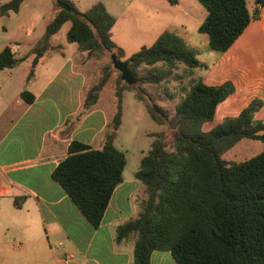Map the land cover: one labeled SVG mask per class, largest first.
Here are the masks:
<instances>
[{"label": "trees", "instance_id": "trees-1", "mask_svg": "<svg viewBox=\"0 0 264 264\" xmlns=\"http://www.w3.org/2000/svg\"><path fill=\"white\" fill-rule=\"evenodd\" d=\"M24 1L9 0L1 4L0 13L18 12ZM198 1L207 9L198 30L208 35L209 47L219 52L226 51L257 16V10L250 12L246 0ZM257 2L264 5V0ZM54 4L42 37L31 49L35 56L28 78L52 49L50 38L66 22H70L66 39L76 42L87 58L105 52L116 53L119 59L124 56V50L112 39L116 17L103 2L85 11L73 0H54ZM19 60L9 45L0 51V69L13 68ZM124 61L137 83H159L166 73L153 67L140 74L142 66L160 62L168 72L182 63L188 76L202 66L195 51L174 30H165L152 45L143 46ZM113 70L117 69L108 63L98 81L87 87L85 110L96 104ZM137 83L128 84L118 71L114 109L102 145L72 140L66 157L52 172L53 179L98 226L115 188L123 181L127 164L125 153L115 146L122 124V94L126 89L136 90L151 118L166 125L173 141L168 144L166 130L155 133L135 172L142 185L140 211L116 228L117 242L135 236L133 264H150L156 249L171 251L177 264H264V150L240 161L223 158V153L242 139L264 142V121L255 117L262 100L254 98L238 115L226 116L213 128L203 130V124L214 119L218 105L235 91L232 81L209 85L202 77L192 78L172 114L150 95L146 98ZM21 97L34 100V94L26 89Z\"/></svg>", "mask_w": 264, "mask_h": 264}, {"label": "crops", "instance_id": "crops-1", "mask_svg": "<svg viewBox=\"0 0 264 264\" xmlns=\"http://www.w3.org/2000/svg\"><path fill=\"white\" fill-rule=\"evenodd\" d=\"M246 1L257 16L210 68L201 62L204 70L199 75L205 83L230 80L235 85V91L217 107L219 122L229 114L238 115L254 98L263 102L255 117L264 121V5ZM117 2L122 14L115 16L112 39L117 31L127 36L124 43L134 47L152 45L165 30L180 35L198 10L193 0ZM50 9L53 12L54 6ZM43 15L36 13L34 18L40 20ZM52 37V49L35 65L32 77L28 78L35 56L31 49L41 37L22 54L15 47L28 38L15 40V47L8 44L20 60L13 68L0 69V264H62L66 252L74 255V264H133L135 236L117 242L116 228L138 215L141 182L123 175L102 221L94 226L52 177L72 140L102 145L113 113L112 98L107 101L103 91L96 104L83 108L85 91L93 81L86 52L66 50ZM115 43L123 47L125 57L131 53L121 40ZM78 54L86 58L79 61ZM23 89L34 94L32 102L21 97ZM150 264L177 261L171 251L156 249Z\"/></svg>", "mask_w": 264, "mask_h": 264}, {"label": "rangeland", "instance_id": "rangeland-1", "mask_svg": "<svg viewBox=\"0 0 264 264\" xmlns=\"http://www.w3.org/2000/svg\"><path fill=\"white\" fill-rule=\"evenodd\" d=\"M9 0H0L1 4L8 2ZM104 2L107 5L108 11L119 17L122 14L121 8L118 7L117 0H75L76 6L79 10L85 11L90 6L97 2ZM198 6V10L195 13V18L188 21L187 28L183 31H179L180 35L185 39L187 46L194 50L197 58L210 68L217 57L220 56L221 52L213 50L209 47L208 35L201 33L198 30L199 25L205 20L207 16V9L198 0H193ZM54 0H26L21 5L19 12L10 11L9 16L0 13V50L11 44L15 47V40L19 38H28L22 46H16L15 51L21 54L27 49L29 50V45L36 42L38 38L42 37L45 30L46 21L43 19H48L52 14L50 7L54 6ZM252 10V7H250ZM45 14L44 18H34L36 13ZM46 19V20H47ZM35 27L31 28L32 25ZM70 27V22H66L62 28L52 37V40H56L58 43L64 46L66 50H76L78 44L76 42H69L66 39V32ZM113 40L121 44L128 46L130 48L127 57L122 56L120 59L125 60L133 53L139 51L143 46L138 45L137 47L132 46L133 43H124L125 34H118L115 31L113 35ZM118 37H123V39H118ZM119 40V41H117ZM58 47V46H57ZM121 47V45L119 46ZM123 48V47H121ZM110 52H105L104 54L87 58V69L93 75L92 83L98 81L102 68L108 63L112 62ZM86 58L83 54H78L77 59ZM76 59V60H77ZM24 67V66H22ZM153 67H158L162 69L165 73L164 78L159 83H137V88L144 90V96L150 95L154 102L158 105L166 108L169 113H173L176 104L180 101L184 94V87H187L192 78L200 77L202 69L197 67L194 69V73L191 76L185 74V65L178 63L174 69L168 71V67L163 63H157L154 66H142L140 74H143ZM116 69V68H115ZM118 70V69H117ZM113 70L111 79L105 86L103 90V96L107 101L111 100L113 102L114 109V90L115 81L118 75V71ZM136 90L126 89L122 94L123 103V116L122 124L118 131L117 138L115 139V146L122 150L127 158V164L124 170V177L126 179L135 178V172L138 170L141 158L149 151L151 143L155 138V133L159 131H165L167 129L166 125H161L154 121L149 112L146 109L144 101L140 100L137 96ZM264 113V111H263ZM237 113L229 114L230 116H236ZM224 118V117H223ZM219 117H215L212 120L205 122L202 126L203 130H209L219 123ZM167 142L170 145L173 141V135L169 130H166ZM264 150V142L260 140L253 139H242L232 148L223 153V158L232 161H240L251 158Z\"/></svg>", "mask_w": 264, "mask_h": 264}, {"label": "water", "instance_id": "water-1", "mask_svg": "<svg viewBox=\"0 0 264 264\" xmlns=\"http://www.w3.org/2000/svg\"><path fill=\"white\" fill-rule=\"evenodd\" d=\"M111 59L114 67L121 72L122 79L128 84L137 83V78L128 67V63L117 57L116 53L111 54Z\"/></svg>", "mask_w": 264, "mask_h": 264}, {"label": "built area", "instance_id": "built-area-1", "mask_svg": "<svg viewBox=\"0 0 264 264\" xmlns=\"http://www.w3.org/2000/svg\"><path fill=\"white\" fill-rule=\"evenodd\" d=\"M62 245V243H60ZM62 264H74L75 263V257L72 253L66 252L61 257Z\"/></svg>", "mask_w": 264, "mask_h": 264}]
</instances>
